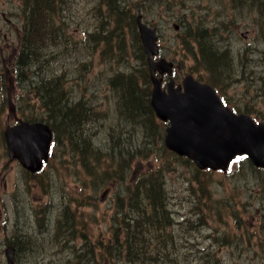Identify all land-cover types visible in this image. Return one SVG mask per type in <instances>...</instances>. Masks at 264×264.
I'll use <instances>...</instances> for the list:
<instances>
[{"label":"rangeland","instance_id":"rangeland-1","mask_svg":"<svg viewBox=\"0 0 264 264\" xmlns=\"http://www.w3.org/2000/svg\"><path fill=\"white\" fill-rule=\"evenodd\" d=\"M141 1L125 0L128 10ZM150 2L153 8L144 4L147 16L160 29L163 52L177 61L176 77L180 80L185 72L203 70L195 57L194 39L199 37V28H207L213 43L227 46L236 60L233 71L239 77L217 84L220 94L230 105L263 116L264 14L257 6L237 7L231 0ZM260 2L264 13V0ZM23 5V0H0L3 33L8 19L19 28ZM118 17L112 0H58L54 35L44 44L41 74L43 78L60 75L68 87L71 103L84 101L93 108L91 129L87 124L85 128L90 129L100 158L108 149L118 144L122 147L125 136L130 138L133 156L129 166L116 182L104 177L97 186L89 170L100 173L108 168L107 160L92 164L91 158L86 165L76 164V154H72L66 133L57 129L54 159L37 181L26 176L19 191L15 186L20 184L23 174L15 165H10V172L0 178V264H7L4 252L9 239L24 246L12 224L34 229L33 222L39 227L42 211L52 207L54 197L58 203L65 190L82 204L77 208L74 234L67 238L57 228L49 229L52 222L44 218L45 224L37 232L41 238H30L26 246L29 251L20 256L17 264H118L119 256L123 258L121 264H264V171L252 168L244 173L246 164L238 161L225 172L197 173L191 164L179 162L163 148L160 120L150 129L121 114L110 79L118 73H132L143 83L144 68L136 55L139 51L135 39L132 44L131 32L126 30L123 38L118 36L117 32L123 29ZM175 22L180 24L179 29L174 28ZM245 29L248 35L243 38L241 30ZM13 103L17 109L24 107L27 114H45L28 78L20 97L7 104L10 112ZM77 110L80 115L82 108ZM3 149L0 143V151ZM168 158L173 163L164 165ZM6 160L2 154L0 164ZM72 166H78L79 173L73 174ZM150 172H164L163 176H167L166 203H171L172 213L168 220H163L165 225L159 231L150 230V223L141 221L140 233L134 236L131 247L124 246L128 237L114 218L117 197L126 194L128 187L132 188L139 177ZM247 185L256 190L254 197ZM119 233L122 242L116 239ZM33 245L39 251L33 250ZM148 247L158 251L141 250ZM120 248L129 249L131 254L120 255Z\"/></svg>","mask_w":264,"mask_h":264},{"label":"water","instance_id":"water-1","mask_svg":"<svg viewBox=\"0 0 264 264\" xmlns=\"http://www.w3.org/2000/svg\"><path fill=\"white\" fill-rule=\"evenodd\" d=\"M139 24L151 71L156 67L169 68L171 63L164 59L158 62L153 60V55L157 52L155 29L141 21ZM186 83V91L182 95L173 91L167 96L161 91L159 84L155 88L154 106L160 115H170L173 120V126L166 135V143L179 153L194 156L200 164L226 167L236 152H242L238 140L234 138L241 137V133L248 134V138L252 135L241 124L243 130L238 125L237 129L233 128L236 116L222 105L212 86L199 83L191 75L186 78ZM226 111L234 117L226 116ZM257 134L259 140L264 142V133ZM50 140L51 132L42 123L24 122L8 131L11 154L17 155L33 170L41 167L42 158H47ZM244 150L255 158L253 149L245 146ZM6 253L9 264H14V248L10 247Z\"/></svg>","mask_w":264,"mask_h":264},{"label":"trees","instance_id":"trees-1","mask_svg":"<svg viewBox=\"0 0 264 264\" xmlns=\"http://www.w3.org/2000/svg\"><path fill=\"white\" fill-rule=\"evenodd\" d=\"M34 25L37 23V21H34ZM38 24V23H37ZM49 24V19L44 16L43 24L40 26V28H44V25ZM32 34L36 35L38 37V43L39 44H33L32 40H29L27 48L29 51V59H35L38 60L39 52L42 50L40 47L45 43L44 38L39 34V31L34 28L33 31H31ZM205 44V53L207 56V64L210 66V68L214 71L219 72L221 75H230L231 74V66L232 61L226 52H220L216 50L211 44L208 43L207 40L204 42ZM28 63L31 61H27ZM119 85L124 89L125 83L119 82ZM40 88V93L42 94L43 100L46 102V105L48 107L49 113L51 115L52 121L58 125L60 123L65 129H67V133L70 135L74 141L71 140V142L74 144L76 143V146L81 147L82 151V159H85L88 154H92V150L96 148H91V143L89 139V135L87 134V129L85 128V125L87 123L86 116H82V114L77 115V110L73 106H69L64 102V93L61 88L58 87L56 80L50 79L48 81L42 80L40 82V85H38ZM143 98V97H142ZM141 98V99H142ZM143 100V99H142ZM132 102L131 98L130 101ZM138 102V101H137ZM140 103V102H138ZM128 104L125 105V108L127 109L125 114H127L130 119L134 120H144L146 114V110L138 111L136 112L133 107ZM142 115H144L142 117ZM58 122V123H57ZM117 140H119V135L116 137ZM122 139L124 137L122 136ZM128 146V147H127ZM132 146L128 144L127 141L122 142L121 144L116 145L114 148L115 150L111 153L112 157L116 161V165L118 167V173L113 175V177L120 178L121 173H123L129 166V162L133 156V152H131ZM76 149V148H75ZM84 149V150H83ZM97 150V149H96ZM160 175L153 174L151 176L144 177L143 180H139L135 183V190H132L130 187H128L127 195L123 196L121 200L123 199H129L133 202H131V207L129 204H127L126 208H124V203L121 202L120 207L123 209V217L121 216L120 223H124L122 225L124 226L125 233H129V237L127 239L128 243L133 242L134 236L136 231H134L135 228L140 230V225L138 224V220L135 218V216L132 213V207L133 209H138V219H142V222L147 223V219L149 222L154 226H159L158 220H161L164 218V213L161 210L163 207L162 201V191L161 188H157V185L160 183L159 177ZM161 177V176H160ZM132 190V191H131ZM148 199L150 208L149 212L147 211V205L146 200ZM128 200V202H129ZM145 201V202H143ZM142 209V210H141ZM142 216V217H141ZM156 221V223H155ZM30 228V227H28ZM29 230L30 233H25L24 230H20L17 233L20 235V238L22 240V243L25 244L26 242H30V238L33 237V232L31 229H25ZM27 232V231H26ZM138 235V234H137ZM117 238V235H116ZM29 244V243H28ZM21 247V246H20ZM25 250V248H23ZM28 251V249H27ZM24 253L21 249L18 250L17 259H20V256H24Z\"/></svg>","mask_w":264,"mask_h":264},{"label":"flooded vegetation","instance_id":"flooded-vegetation-1","mask_svg":"<svg viewBox=\"0 0 264 264\" xmlns=\"http://www.w3.org/2000/svg\"><path fill=\"white\" fill-rule=\"evenodd\" d=\"M7 34L14 35L15 32L12 29H8V32L4 35L6 39H0V75H4L6 72L13 69L11 64L19 57L15 53H10V48L14 44V39L8 38Z\"/></svg>","mask_w":264,"mask_h":264}]
</instances>
